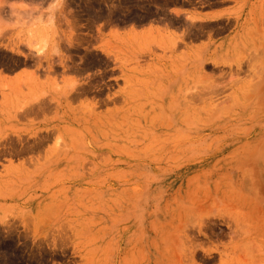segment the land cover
I'll return each instance as SVG.
<instances>
[{
	"label": "rangeland",
	"instance_id": "obj_1",
	"mask_svg": "<svg viewBox=\"0 0 264 264\" xmlns=\"http://www.w3.org/2000/svg\"><path fill=\"white\" fill-rule=\"evenodd\" d=\"M212 1L67 0L72 22L58 28L60 55L39 59L16 32L0 28V67L17 74L12 84L0 82V104L12 110L0 112V264H145L154 207L143 217L141 199L157 191L177 198L180 182L158 184L166 174L223 172L264 158L256 145L249 154L230 155L237 145L210 157L231 133L207 139L185 161L140 155L138 136L113 141L109 114L137 96L169 94L172 82L186 99L216 105L217 114L264 110V28H187L191 22L171 15L174 7L204 9ZM71 83L70 122L53 123L47 139L43 125L56 118V105L50 113L44 107L50 96L63 99ZM77 88L88 93L78 96ZM213 259L196 264H218Z\"/></svg>",
	"mask_w": 264,
	"mask_h": 264
},
{
	"label": "bare ground",
	"instance_id": "obj_2",
	"mask_svg": "<svg viewBox=\"0 0 264 264\" xmlns=\"http://www.w3.org/2000/svg\"><path fill=\"white\" fill-rule=\"evenodd\" d=\"M174 48L172 45L169 49ZM211 64L214 67L219 65L217 62ZM199 65L203 66L201 62ZM175 84H170L167 95H155L157 98L137 96L125 102L127 109L112 111L116 114H109V127L117 131L113 141L125 143L130 137L138 136L141 139L139 146L142 147L138 151L140 155L147 153L166 159L195 155L203 151L201 148L207 139L227 133L231 134L226 135L225 142L212 148L210 157L213 159L237 145L240 147L232 150L230 155L240 152L249 154L247 149L253 145L264 148V117L260 115L264 110L232 108L226 114H217L219 109L216 105L203 101L197 103L195 97L187 100L177 93ZM74 88L75 84L71 83L62 93L63 99L50 96L47 100L44 111L50 113L51 103L56 105L53 110L56 118L47 119L43 125L47 139L54 130L53 123L68 125L70 122L67 95ZM81 89L77 90L82 93L78 96L88 93V89L86 93ZM73 98L78 99L77 96ZM41 107H38V113L39 108L43 109ZM207 131L210 134L206 135ZM130 152L125 150L127 156L132 154ZM262 152L264 156V149ZM178 171L164 173V179L158 183L166 185L170 178H173L172 182H180L177 198L170 199L163 191H154L155 195L146 192L141 199L143 217H147L148 212L145 211L151 203L154 207L153 212L148 214L152 219L148 226L153 237L146 238L149 252L145 256V264H196V259L211 262L215 257L218 264H264V158L255 159L250 164L242 161L235 169L223 172ZM210 218L219 220L220 225L207 223ZM223 238H228L226 245H213L214 241ZM249 244L256 247V253L253 247L246 246Z\"/></svg>",
	"mask_w": 264,
	"mask_h": 264
},
{
	"label": "crops",
	"instance_id": "obj_3",
	"mask_svg": "<svg viewBox=\"0 0 264 264\" xmlns=\"http://www.w3.org/2000/svg\"><path fill=\"white\" fill-rule=\"evenodd\" d=\"M33 0H0V28H10L15 9L27 7ZM209 8H181L171 9V15L183 18L192 25L213 26V28H264V0H215ZM27 15V13H25ZM170 28V27H169ZM9 33V31H8ZM224 45V41L221 42ZM219 43V44H221ZM16 73H9L4 67H0V82L12 84ZM10 97L11 93L7 92ZM10 105L0 104V112H10ZM1 143V141H0Z\"/></svg>",
	"mask_w": 264,
	"mask_h": 264
},
{
	"label": "clouds",
	"instance_id": "obj_4",
	"mask_svg": "<svg viewBox=\"0 0 264 264\" xmlns=\"http://www.w3.org/2000/svg\"><path fill=\"white\" fill-rule=\"evenodd\" d=\"M66 4L67 0H33L27 7L18 6L9 31L16 32L22 45L38 59L49 53L59 56L58 28L71 21V10L65 11Z\"/></svg>",
	"mask_w": 264,
	"mask_h": 264
}]
</instances>
